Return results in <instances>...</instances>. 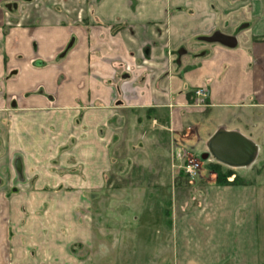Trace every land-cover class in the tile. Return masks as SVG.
<instances>
[{"label": "crops", "instance_id": "0c3cea01", "mask_svg": "<svg viewBox=\"0 0 264 264\" xmlns=\"http://www.w3.org/2000/svg\"><path fill=\"white\" fill-rule=\"evenodd\" d=\"M130 259L264 264V0H0V264Z\"/></svg>", "mask_w": 264, "mask_h": 264}, {"label": "water", "instance_id": "95a60500", "mask_svg": "<svg viewBox=\"0 0 264 264\" xmlns=\"http://www.w3.org/2000/svg\"><path fill=\"white\" fill-rule=\"evenodd\" d=\"M210 43H218L226 47H233L236 41L233 37L214 33L203 38ZM209 156L219 164L229 168L250 166L257 157V146L249 139L237 132L217 130L206 144Z\"/></svg>", "mask_w": 264, "mask_h": 264}, {"label": "built area", "instance_id": "2783aa9c", "mask_svg": "<svg viewBox=\"0 0 264 264\" xmlns=\"http://www.w3.org/2000/svg\"><path fill=\"white\" fill-rule=\"evenodd\" d=\"M194 98L197 99V101H200L202 103L204 100L208 98L209 91L207 88H196L193 92ZM185 161L181 164L180 170L181 172L186 176V178L189 181L196 180L200 174V170L202 167L201 161L196 160L192 157L185 156Z\"/></svg>", "mask_w": 264, "mask_h": 264}, {"label": "trees", "instance_id": "16d2710c", "mask_svg": "<svg viewBox=\"0 0 264 264\" xmlns=\"http://www.w3.org/2000/svg\"><path fill=\"white\" fill-rule=\"evenodd\" d=\"M211 168L216 175L215 183H220V184L226 183L227 179L232 175L230 170H226L222 172L218 164L212 165Z\"/></svg>", "mask_w": 264, "mask_h": 264}, {"label": "rangeland", "instance_id": "374dc122", "mask_svg": "<svg viewBox=\"0 0 264 264\" xmlns=\"http://www.w3.org/2000/svg\"><path fill=\"white\" fill-rule=\"evenodd\" d=\"M261 163L260 162H258V163H256L255 165H253V167H252V170H258L259 168H261ZM232 170H233V168H232ZM231 171V170H230ZM182 178H184L183 180L187 183V182H189V180L186 178V176L185 175H183V177ZM195 180H193V181H190V182H194ZM156 229V228H155ZM158 229H161L160 227H158ZM139 233H138V236H139V234L141 233V229L138 231ZM139 240H140V244L139 245H142V246H145L144 245V242H143V240L142 239H140V236H139ZM143 242V243H142ZM147 246V245H146ZM135 260H133V259H130V260H126V264H134V263H136V262H134ZM144 261V260H143ZM147 261H148V259H147ZM137 264V263H136Z\"/></svg>", "mask_w": 264, "mask_h": 264}]
</instances>
